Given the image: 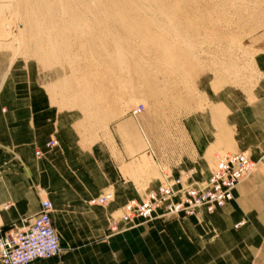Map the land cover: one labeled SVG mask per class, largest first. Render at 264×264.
Wrapping results in <instances>:
<instances>
[{
    "label": "crops",
    "instance_id": "obj_1",
    "mask_svg": "<svg viewBox=\"0 0 264 264\" xmlns=\"http://www.w3.org/2000/svg\"><path fill=\"white\" fill-rule=\"evenodd\" d=\"M245 48L239 85L207 81L203 102L168 127L103 105L97 92L93 109L66 106L36 64L0 50V236L31 224L47 199L62 252L30 264H264V31ZM239 152L256 167L223 207L121 219L163 174L196 185L210 178L215 153ZM108 192L107 205L89 204Z\"/></svg>",
    "mask_w": 264,
    "mask_h": 264
},
{
    "label": "rangeland",
    "instance_id": "obj_2",
    "mask_svg": "<svg viewBox=\"0 0 264 264\" xmlns=\"http://www.w3.org/2000/svg\"><path fill=\"white\" fill-rule=\"evenodd\" d=\"M103 2L111 23L101 17L90 29V21L65 16V2L56 0L50 11L56 25L18 36L17 22L37 13L15 15L21 0H0V50L36 64L66 106L93 109L97 92L103 105L142 104L135 120L146 116L168 127L203 102L207 81L215 88L239 85L250 67L245 45L264 31V0Z\"/></svg>",
    "mask_w": 264,
    "mask_h": 264
},
{
    "label": "built area",
    "instance_id": "obj_3",
    "mask_svg": "<svg viewBox=\"0 0 264 264\" xmlns=\"http://www.w3.org/2000/svg\"><path fill=\"white\" fill-rule=\"evenodd\" d=\"M143 110L144 106L138 104L131 114L138 116ZM255 167L256 163L246 153L239 152L215 155L210 178L196 185H185L181 177L168 180L163 174V182L158 189L150 192L142 202L132 200L126 203L121 219L141 218L150 223L156 219L190 217L202 210L210 213L233 200L234 189L253 173ZM111 200L112 194L108 192L92 199L89 204L105 206ZM158 210L160 214L156 215ZM52 211L51 202L42 199L39 213L31 224L13 225L1 234L0 264H30L61 254L62 247L51 220ZM116 230V223H112L109 231Z\"/></svg>",
    "mask_w": 264,
    "mask_h": 264
},
{
    "label": "bare ground",
    "instance_id": "obj_4",
    "mask_svg": "<svg viewBox=\"0 0 264 264\" xmlns=\"http://www.w3.org/2000/svg\"><path fill=\"white\" fill-rule=\"evenodd\" d=\"M51 1H56V0H49L50 3H48V0H21V3H19V7H18L19 11L16 12L15 15L18 14L19 16L22 11H25V14L27 15L28 8L32 12L37 14L27 17V19L25 20L18 21L16 24L17 25L16 34L19 36L24 34L25 32L32 31L33 33H35V35H38L39 33H45L47 31L46 26L48 24H50L49 26H52V23L56 25L55 22L56 20L54 21V15L53 13L50 12L52 11L53 8ZM63 1L66 4V6L62 8L63 14L65 16L66 15L72 16L73 19L77 22H81L82 20L90 21V23H92L90 29L91 28L95 29L97 26H99L100 24L99 19L101 17H104L105 23H111L110 22L111 18L109 14L112 11L109 13L106 10L107 7L105 6L106 7L105 8L104 7L105 4H103L104 0H63ZM41 9L43 10L45 9L46 11L41 13L39 12ZM63 14L61 16H64ZM27 16H29V14Z\"/></svg>",
    "mask_w": 264,
    "mask_h": 264
}]
</instances>
